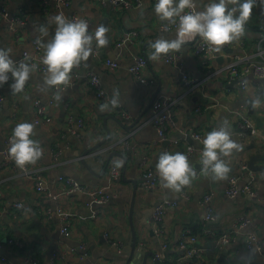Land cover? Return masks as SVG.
<instances>
[{
	"label": "crops",
	"instance_id": "0c3cea01",
	"mask_svg": "<svg viewBox=\"0 0 264 264\" xmlns=\"http://www.w3.org/2000/svg\"><path fill=\"white\" fill-rule=\"evenodd\" d=\"M0 1L8 9V15L0 14V62L14 61L19 71L17 81L0 82L3 95L0 146L5 135L13 133L19 157L29 171L42 172L52 192L66 186L60 175L72 176L94 187L106 183L110 164L119 167L113 195L100 204L81 192L59 194L57 199L37 193L24 169L15 162L5 164L0 154V255L6 257V264H125L131 250L129 216L138 241L135 248L138 255H134L131 264H141V249L155 253L156 257L161 249L150 217L163 196L179 202L162 220L167 227L169 247L165 258L168 255L169 261L177 264L179 251L175 245L181 232L189 228L198 234L192 245L205 248V263L264 264V244L260 248H246L243 232L252 230L264 239V80L259 82L248 74V84L241 87L237 80H230L225 69L232 53L246 54L254 60L264 56V0H194L195 10L202 17L199 27L205 37L217 42V57L210 66H204L201 58L191 51L198 27L188 24L161 27L166 13L185 8L186 0H170L165 8L156 5L155 0H140L139 4L131 0L130 7L112 6L109 0H70L65 8L67 15L76 13L93 21L96 34L90 39L84 38L83 30L70 32L67 24L58 21L53 0ZM222 10L226 17L223 26ZM11 17L24 19L17 23L15 32L9 29ZM229 20L231 25L227 23ZM131 30L138 32L134 39L118 46L117 42ZM221 34H234L241 45H224ZM37 38L42 42L37 56L48 61L45 72L33 69L23 56L24 50L33 52L31 43ZM66 43L74 45V56L83 58L78 71L82 74L92 71L99 76L102 96L87 79L72 76L69 87L54 93L55 83L66 75L58 54ZM94 45L100 58L92 53ZM173 51H178L180 58L166 61L165 57ZM136 55L147 59L141 71L144 79L136 78L129 70ZM106 58L115 59L117 65H105L101 60ZM182 73L197 78V84L186 85ZM150 78L155 79L153 85L148 82ZM159 95L170 96L176 105L167 126L170 139L167 147L151 123L152 103L136 127L126 128L115 119V116L123 118L129 125ZM34 99L45 106L51 121L32 123L30 111ZM236 111L254 123V134L233 133ZM69 116L74 122L78 117L83 120L76 126V133L67 130ZM218 125L229 132L223 139L213 134ZM108 130L111 138L92 156H84L85 148L99 142ZM192 130L204 133L208 142L194 140ZM23 138L40 142L43 152L38 154L22 146ZM174 138L179 143H174ZM125 141L128 146H123ZM190 143L209 155L212 168L200 171L197 151L183 155ZM128 149L131 155H127L125 167L123 158L114 154L104 169L110 152ZM253 154H260L253 161L257 165L254 170L248 163ZM241 162H246L248 169L241 172L240 183L248 181L253 171L256 193L243 191L229 197L225 193L227 177L239 172ZM162 164L166 166L158 185L141 189V170ZM132 178L138 183L136 191ZM208 191L212 196L204 204L201 198ZM18 201L22 203L20 209L14 207ZM207 204L217 215L212 222L205 217ZM246 218L249 221L245 228L232 231L229 242L214 247L213 236L237 228L235 225ZM67 220L71 235L64 236L61 226ZM206 225L211 234L204 231ZM80 242L87 246L88 253L84 256L77 249ZM146 264L157 263L148 256Z\"/></svg>",
	"mask_w": 264,
	"mask_h": 264
},
{
	"label": "built area",
	"instance_id": "2783aa9c",
	"mask_svg": "<svg viewBox=\"0 0 264 264\" xmlns=\"http://www.w3.org/2000/svg\"><path fill=\"white\" fill-rule=\"evenodd\" d=\"M112 6L122 5L124 7L132 6L131 0H109ZM137 3H140V0H136ZM170 0H155L156 5L165 8L167 3ZM186 7L178 11L177 13H166L165 22L161 23V27L170 28V27H178L181 24H188L191 26H195L199 28L198 36L194 40L191 51L201 58V62L204 66H210L217 57V42L216 40L205 37L203 28L199 27L201 23V15L196 12L194 0H186ZM255 2L259 0H254ZM54 7L56 10L57 19L60 23L67 24V28L70 32L78 33L83 30L84 38L90 39L95 36V26L91 19L86 16H79L76 13H72L70 16L65 13V8L69 5L70 0H53ZM0 14L8 15V9L4 1L0 2ZM20 22V19L17 17L10 18V30L16 31L17 23ZM228 24L231 25L230 20L227 21ZM138 32L136 30H131L124 36L120 41H118V46L123 47L128 41L133 40L134 36ZM221 42L230 47H236L241 45V40L234 34H221L220 35ZM31 47L33 52L30 50H24L23 56L29 60L31 67L37 71L45 72L48 69V61L47 59L39 58L37 53L42 48V42L40 38H37L32 41ZM74 45L70 43H66L61 46L59 51V57L61 62V67L65 72V77L60 79L54 85V93L59 92L60 90L69 87L73 79L84 77L88 80L96 89L97 94L102 96L103 93L101 91L100 79L99 76L92 71H88L84 74L80 73L77 68H79L83 63V58L80 56H74ZM92 53L95 57L100 58V52L97 46H92ZM180 58V53L178 51H173L169 55L165 57L166 61H173ZM102 63L108 66L115 67L117 62L115 59H102ZM147 65V59L142 55L134 57L133 62L129 66L130 72L136 78L144 77L141 75V71ZM225 69L227 70L228 76L230 80H237L238 84L241 87H245L248 84V80L246 76L251 74V76L258 80H264V56H262L259 60H254L247 56L246 54L240 53H232L230 59L225 65ZM19 76V71L16 63L13 62H0V82L7 83L12 81H17ZM72 76V77H71ZM183 82L188 86H194L197 84V78L190 77L187 73H182ZM150 84L155 83V79L150 78L148 80ZM3 95L0 94V109L2 107ZM175 101L170 96L159 95L152 101L150 106L151 111V123L154 126L158 137L163 140L167 138V126L172 121L174 116L175 109ZM15 107V104H14ZM46 108L40 102L39 99H34L32 101V107L30 111V118L32 123H47L51 121V116L46 115ZM83 120L81 117H78L74 122L72 116H69L67 119L66 125L67 130L71 133H76V126L81 125ZM235 129L233 133L238 136H246L248 134L255 133L254 123L249 120L247 116L242 115L240 112L236 111V120H235ZM213 134L218 139L225 138L229 132L227 128L223 125H218L215 127ZM191 136L194 140H197L199 143L206 144L209 140L208 136L200 131H191ZM174 143H179L178 138H174ZM21 145L30 149H33L36 153L41 154L43 152V146L40 142L32 138H23L21 139ZM128 146V142H124L123 146ZM198 152L201 158V169L200 171H207L208 169L213 167V162L210 159L209 155L202 151L200 146H194V144H187L183 155H192L195 152ZM0 154L4 158V163L9 164H18L28 176L34 182V188L37 193L44 194L50 198L57 199L59 194H67V193H75L81 192L86 196L95 199L98 203L102 204L106 202L113 195L114 182L119 178V167L116 164H110L107 171V179L106 183L99 186H89L79 182L76 178L68 175H60L59 179L66 183V186H62L59 192H52L48 189L46 185V181L44 176L40 170L29 171L25 165L24 160L19 157L18 154V144L16 142L15 135L13 133H8L3 138L2 149L0 150ZM54 158H57V155L54 154ZM145 160L142 159V163ZM165 164L160 165L158 168L151 169L149 167H144L140 172L139 177V186L141 189H150L158 185L160 178L164 172ZM248 169V165L246 162L240 163L239 172H235L230 174L226 180V188L225 193L229 197H234L238 193L241 192H250L255 195V183L256 178L253 171H250V179L245 183L241 184L240 179L242 177V171ZM199 173V172H198ZM212 193L206 192L201 198V202L204 204L211 199ZM178 199H174L171 197L163 196L159 199L153 211L151 213L150 222L152 224V229L157 236L159 244L161 245L160 252L157 254L158 258L165 257V251L169 247V240L167 236V227L165 223L163 224L162 220L164 215H166L167 211L178 205ZM14 207L20 209L22 207L21 202H15ZM49 211V210H48ZM49 213V212H48ZM205 217L208 222H212L216 219L217 215L213 211L210 204L206 205L205 208ZM248 219H244L241 222L237 223L235 226L237 228H228L227 230L220 233L217 237L214 238V247H219L223 243L229 242L231 239L232 231H241L242 228L248 223ZM209 225V224H208ZM206 225L203 229L208 234L212 233V230L208 228ZM244 246L246 248H260L264 244V239H262L258 234L253 232L252 230L244 229ZM61 233L64 236L71 235L70 223L69 220L63 223L61 226ZM198 236L192 232L191 229H184L177 242L176 249L179 251V256L177 258V264H203L205 259L203 258V252L205 250L202 246H193L192 243L197 240ZM11 242L12 240L9 239ZM112 244L116 245V242L113 241ZM80 255L84 256L88 253L87 246L85 242H80L77 246ZM0 259L2 262L0 264H6V257L0 255Z\"/></svg>",
	"mask_w": 264,
	"mask_h": 264
},
{
	"label": "water",
	"instance_id": "95a60500",
	"mask_svg": "<svg viewBox=\"0 0 264 264\" xmlns=\"http://www.w3.org/2000/svg\"><path fill=\"white\" fill-rule=\"evenodd\" d=\"M144 51V50H143ZM155 97H153V99L149 102V104L146 106L145 110H142L138 115L137 117L129 124L126 126L125 124V121L123 118H120V117H117L115 116V119L118 121V123L121 125V126H125L126 128H129V127H136V124L140 121L139 119H141V117L143 116V114H145V111L149 108L150 104L152 103V101L154 100ZM249 109L250 111L254 110V107L252 105L249 106ZM257 120L259 121V117H257ZM143 121V120H142ZM28 122V120L26 121ZM111 138V131L108 130L107 131V134L106 136H104L99 142L93 144L92 146H89L87 148H85L84 150V153L83 155L84 156H89V155H93L94 152L99 149V147H101L100 145L105 141V140H108ZM170 142V139H164L163 141V144H164V147H167L168 143ZM2 149V146H0V150ZM160 151H163V150H160ZM119 155L123 158V166L125 167L126 165V157L127 155H131V150H126V151H117V150H113L112 152H110V154L108 155L107 157V161H106V165L104 167V169H106L107 167V164L110 160V158L112 157V155ZM260 157V154H253L250 156L249 160H248V163H249V167L251 169H256L257 168V165L256 164H253V161L257 158ZM139 161L140 159L137 161V166L139 164ZM168 165V164H167ZM136 166V165H135ZM136 166V167H137ZM202 167V165H200V168ZM132 181L134 182V186H135V191H136V188H137V185L138 183L136 182V179L132 178ZM129 224H130V228H131V235H132V238H131V250L127 256V259L125 261V264H131V260L133 259L134 255L137 254L138 255V252H135V248H136V244H137V232H136V228L134 226V224L132 223V218L131 216H129ZM141 253H143V258L141 260V264H146L147 263V259H148V256H151L152 259L157 263V264H162L160 262V259L157 258L155 256V253L149 251V252H145L143 249H141ZM133 262V260H132Z\"/></svg>",
	"mask_w": 264,
	"mask_h": 264
},
{
	"label": "trees",
	"instance_id": "16d2710c",
	"mask_svg": "<svg viewBox=\"0 0 264 264\" xmlns=\"http://www.w3.org/2000/svg\"><path fill=\"white\" fill-rule=\"evenodd\" d=\"M0 2H1V1H0ZM221 22H222L221 26H223V25L226 23V17H225V14L223 13V10L221 11ZM191 230H192V229H191ZM192 232H193L194 234L198 235L194 230H192ZM177 254H178V253H177ZM167 257H168V255L166 256V258L164 257V258H162V259L160 260L162 264H175L174 262L169 261V259H168ZM213 260H214V258H213ZM203 264H209V263H208V261H206V263L203 262ZM213 264H216V263H213Z\"/></svg>",
	"mask_w": 264,
	"mask_h": 264
},
{
	"label": "rangeland",
	"instance_id": "374dc122",
	"mask_svg": "<svg viewBox=\"0 0 264 264\" xmlns=\"http://www.w3.org/2000/svg\"><path fill=\"white\" fill-rule=\"evenodd\" d=\"M23 20H24V19H23V18H21V19H20V22H22Z\"/></svg>",
	"mask_w": 264,
	"mask_h": 264
},
{
	"label": "clouds",
	"instance_id": "9594fccd",
	"mask_svg": "<svg viewBox=\"0 0 264 264\" xmlns=\"http://www.w3.org/2000/svg\"><path fill=\"white\" fill-rule=\"evenodd\" d=\"M166 139H168V138H166Z\"/></svg>",
	"mask_w": 264,
	"mask_h": 264
}]
</instances>
